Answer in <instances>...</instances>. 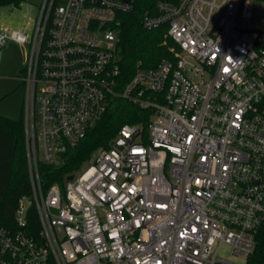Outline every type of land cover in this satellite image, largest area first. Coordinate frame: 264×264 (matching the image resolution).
Returning <instances> with one entry per match:
<instances>
[{
	"label": "built area",
	"instance_id": "obj_1",
	"mask_svg": "<svg viewBox=\"0 0 264 264\" xmlns=\"http://www.w3.org/2000/svg\"><path fill=\"white\" fill-rule=\"evenodd\" d=\"M137 0H44L22 80L31 194L0 224V264H240L264 237V0H158L173 57L120 81L119 33ZM115 96L151 112L124 123L64 184L39 163L77 146Z\"/></svg>",
	"mask_w": 264,
	"mask_h": 264
},
{
	"label": "trees",
	"instance_id": "obj_2",
	"mask_svg": "<svg viewBox=\"0 0 264 264\" xmlns=\"http://www.w3.org/2000/svg\"><path fill=\"white\" fill-rule=\"evenodd\" d=\"M24 0H0V6H19ZM158 0H137L136 9L124 14L116 24L119 33L120 81L127 82L139 66L154 67L164 57H173L174 40L167 36V26L147 29L142 24L146 10L154 9ZM26 68L22 69V76ZM24 83V82H23ZM151 111L121 96H115L103 117L91 127L77 146L62 154L57 163H39L42 184H64L67 177L80 170L100 146H108L124 123L150 120ZM24 115L14 119L0 114V224L12 223L14 209L23 194H31ZM246 264H264V237Z\"/></svg>",
	"mask_w": 264,
	"mask_h": 264
},
{
	"label": "rangeland",
	"instance_id": "obj_3",
	"mask_svg": "<svg viewBox=\"0 0 264 264\" xmlns=\"http://www.w3.org/2000/svg\"><path fill=\"white\" fill-rule=\"evenodd\" d=\"M44 0H24L19 6H0V22L31 32ZM29 45L8 41L0 47V114L21 119L26 102V86L22 69L28 64ZM85 164V163H84ZM84 166V165H83ZM231 246L222 243L217 254L234 263H245V258L231 253Z\"/></svg>",
	"mask_w": 264,
	"mask_h": 264
},
{
	"label": "water",
	"instance_id": "obj_4",
	"mask_svg": "<svg viewBox=\"0 0 264 264\" xmlns=\"http://www.w3.org/2000/svg\"><path fill=\"white\" fill-rule=\"evenodd\" d=\"M73 177H74L73 174H70V175L68 176L69 179H72Z\"/></svg>",
	"mask_w": 264,
	"mask_h": 264
},
{
	"label": "crops",
	"instance_id": "obj_5",
	"mask_svg": "<svg viewBox=\"0 0 264 264\" xmlns=\"http://www.w3.org/2000/svg\"><path fill=\"white\" fill-rule=\"evenodd\" d=\"M11 41L16 42V41H14V40H11ZM18 43H19V42H18Z\"/></svg>",
	"mask_w": 264,
	"mask_h": 264
}]
</instances>
